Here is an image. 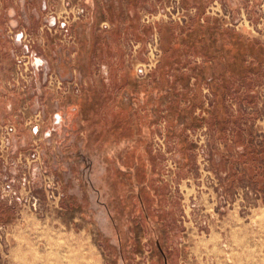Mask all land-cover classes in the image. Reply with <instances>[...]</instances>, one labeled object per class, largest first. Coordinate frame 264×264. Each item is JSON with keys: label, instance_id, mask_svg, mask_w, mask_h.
<instances>
[{"label": "rangeland", "instance_id": "rangeland-1", "mask_svg": "<svg viewBox=\"0 0 264 264\" xmlns=\"http://www.w3.org/2000/svg\"><path fill=\"white\" fill-rule=\"evenodd\" d=\"M207 20L246 37L250 57L236 74L209 63L192 109L180 70L168 69L176 108L161 86L152 91L160 27L181 48L190 43L180 28ZM260 44L264 0H0V135L14 126L15 185L19 153L34 140L40 151L29 162L37 210L0 196V264H264ZM182 59L202 63L189 51Z\"/></svg>", "mask_w": 264, "mask_h": 264}, {"label": "crops", "instance_id": "crops-1", "mask_svg": "<svg viewBox=\"0 0 264 264\" xmlns=\"http://www.w3.org/2000/svg\"><path fill=\"white\" fill-rule=\"evenodd\" d=\"M212 26L213 25H211L210 21L207 20L206 22L193 21L187 26L180 28V35H177L176 37L179 36L181 37V39H184V41H188L190 43H187L189 46L182 45L181 48L178 46L173 47L172 45L167 46L165 44V38L167 30L170 31V26L161 25L160 27V29L162 30V43L164 42L163 49L165 54L160 65L158 66L157 72H159V77H155V87H153L152 91H154L156 94L158 88L161 86L160 88H162L161 90L164 93L165 98L168 97L170 100V104L174 107H176V105H173V101H175L177 98L176 95L172 92V80H167L163 76L164 73H166L168 69H172L173 66L180 70L179 72L181 73H178V77L184 85L182 90L184 91V93L182 97H180V100H186V106H188L190 109L195 107V98L197 96L196 93H198V89L194 87V85L198 84L199 80H201L204 76L214 73L213 71H211L212 64H209L213 60H221L220 64L223 63L226 72L229 71L233 74H236L235 69H239L241 67H244V69L246 68L245 63H247V59L248 57H250L248 54L247 46L248 39L244 36L241 39L239 33L228 27L225 28L227 31L226 34L223 30H221V32H215L217 27ZM208 27L211 28L207 30ZM260 45V50L263 51V56L262 59L258 60V62L264 59V47L262 44ZM185 51L192 52L193 54L201 57L202 63L196 66H185L187 63H184V59H182V55ZM170 54H172V56ZM252 60L254 63L257 62V59L252 58ZM183 67H185V70H183ZM120 77L123 81L120 85H123L127 90H129V85L131 84V82H129V71L122 72L120 74ZM136 84L137 85H135L134 87H139V92L143 93L147 98L149 96V91L151 90V88L149 89V87H146L141 83ZM135 92L139 93L137 89H135ZM117 100L119 107L120 98H117ZM190 109H187V111L190 112ZM187 114L188 112L186 114H183L184 119L188 116ZM211 115L215 116V108L211 110ZM116 163L121 166V161L117 160ZM136 193L139 198V206L141 212L144 213L146 211V207L143 204L138 191H136ZM164 264H167V258L165 256Z\"/></svg>", "mask_w": 264, "mask_h": 264}, {"label": "built area", "instance_id": "built-area-1", "mask_svg": "<svg viewBox=\"0 0 264 264\" xmlns=\"http://www.w3.org/2000/svg\"><path fill=\"white\" fill-rule=\"evenodd\" d=\"M83 10L82 7H79L77 9V13H81V11ZM140 73H143V67H140L138 70ZM55 122H58L60 119V115L56 114L55 115ZM15 128L12 125H5L3 127L2 133L0 135V156L3 159V176H2V189L3 192L1 193L0 191V196L1 198H8V200L11 202L12 199H16L19 202L20 201H27L29 202V204L33 207V209L37 210L38 208V197H37V193L35 191V189H33V187H31V183L29 180V169L31 164L29 162H37L39 163L40 161V151L38 149V145L37 142L34 140L33 141V146L30 150V152L27 155H24L23 157H21V153H19V161H21V159H25V164L23 166L24 170L22 169L20 172V180H18L19 184H14L15 183V178H14V174H16V172L10 169V165H15L16 164L13 162H9L10 158H9V149L13 143V139L11 137V134L14 132ZM31 132L33 134H36L39 132V124L38 123H33L31 125ZM17 158V159H18ZM33 171L36 172L37 167L32 168ZM28 172V173H27ZM20 188H25V196L24 193H22ZM47 189L48 192L50 194V196L54 195V191L53 188L50 186V184H47ZM22 205H25L24 202H21Z\"/></svg>", "mask_w": 264, "mask_h": 264}, {"label": "bare ground", "instance_id": "bare-ground-1", "mask_svg": "<svg viewBox=\"0 0 264 264\" xmlns=\"http://www.w3.org/2000/svg\"><path fill=\"white\" fill-rule=\"evenodd\" d=\"M40 61H41V58H39V57H37V58L35 59V62L38 63V64L40 63Z\"/></svg>", "mask_w": 264, "mask_h": 264}]
</instances>
